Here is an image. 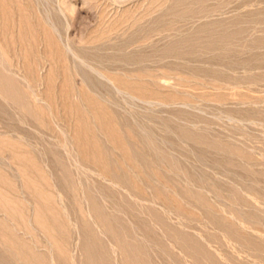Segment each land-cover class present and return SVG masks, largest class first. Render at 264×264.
Returning a JSON list of instances; mask_svg holds the SVG:
<instances>
[{"label": "rangeland", "instance_id": "1", "mask_svg": "<svg viewBox=\"0 0 264 264\" xmlns=\"http://www.w3.org/2000/svg\"><path fill=\"white\" fill-rule=\"evenodd\" d=\"M0 264H264V0H0Z\"/></svg>", "mask_w": 264, "mask_h": 264}, {"label": "bare ground", "instance_id": "2", "mask_svg": "<svg viewBox=\"0 0 264 264\" xmlns=\"http://www.w3.org/2000/svg\"><path fill=\"white\" fill-rule=\"evenodd\" d=\"M109 122V121H108ZM106 124V123H105Z\"/></svg>", "mask_w": 264, "mask_h": 264}]
</instances>
